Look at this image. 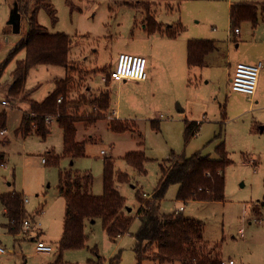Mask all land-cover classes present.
Wrapping results in <instances>:
<instances>
[{
	"label": "rangeland",
	"instance_id": "obj_1",
	"mask_svg": "<svg viewBox=\"0 0 264 264\" xmlns=\"http://www.w3.org/2000/svg\"><path fill=\"white\" fill-rule=\"evenodd\" d=\"M26 1L31 10L36 9L37 22L49 33H64L74 39L70 59L80 65L81 71L74 75L75 89L70 101H79V92L86 96L87 87L105 89L112 105L117 104L130 117L122 119L127 123V130L122 132L111 128L108 113L94 124L76 123V141L84 149L83 156L72 158L64 154L63 131L56 118L52 119L46 138L35 132L24 138L17 131L25 111L30 113L29 108L26 110L21 102H11L10 107L0 105V114L7 115L6 134L0 136V152L7 157L6 166H0V196L21 194L26 219L35 223L30 232L24 231L22 225L21 236L10 235L0 200V246L7 252L0 256V264H109L118 255L119 264H138L135 236L140 221L136 219L137 213L142 201L148 200L158 188L163 169L170 167L169 160L174 156L190 158L197 153L218 160L216 149L222 143L231 161L225 170L224 202H179L178 187L173 186L161 202L160 212L169 216L184 207L186 217L203 223L202 245L213 255L219 254L225 264L230 261L264 264V133H261L264 93L252 101L230 92L227 43L221 44V57L213 56L203 67L184 66L175 79L162 77L154 86L143 88L133 83L119 85L110 79L118 57L126 46L138 44L144 31L142 22L146 12L138 2L127 6L121 0ZM186 2L192 16L196 14L191 16L193 26L200 19L201 25L206 23L205 12L213 10L211 1ZM14 6L15 0H0V71L27 33L26 17L21 20L19 34L10 26ZM207 25L221 31L216 23ZM246 27L249 26L242 27L243 32ZM23 56L22 51L16 59ZM235 58L232 52L229 62L232 69L237 62ZM12 66L10 63L3 75L0 74V89L7 86ZM103 78H108L110 83L102 82ZM50 80L40 79L43 86L36 98L52 88ZM30 84L37 83L31 79ZM178 106L185 113H178ZM86 108L80 107V115L85 111L91 113ZM186 120L201 124L189 139L185 134ZM131 153L145 156L144 172L126 161ZM104 160L113 162L115 172L128 175L129 181L116 182V187L126 200V214L135 221L128 234L116 243L111 241L100 220L87 224L86 247L61 254L58 244L63 235L65 200L58 191L60 175L66 172L91 175L92 195L102 197ZM37 238L51 244L53 253H37ZM142 264L159 263L146 260Z\"/></svg>",
	"mask_w": 264,
	"mask_h": 264
},
{
	"label": "trees",
	"instance_id": "obj_2",
	"mask_svg": "<svg viewBox=\"0 0 264 264\" xmlns=\"http://www.w3.org/2000/svg\"><path fill=\"white\" fill-rule=\"evenodd\" d=\"M127 6L133 2L146 0H121ZM28 1L15 0L21 18H27V33L25 39L11 52L0 74L13 62L19 53L25 52V58L17 62L12 72L13 84L9 89V97L15 103L23 100L27 94L25 83L29 72L38 66L64 67L68 76L56 83L54 91L42 102L29 100L30 113L25 114L22 125L17 131L26 138L33 132L46 138L50 133L47 119L56 118L63 131L64 154L72 158L83 156V144L76 141V123L87 121L94 124L106 117L109 109V94L103 92L97 99L88 100L85 96L77 102L70 101L75 89L74 75L79 67L71 61L70 52L74 39L64 33L51 34L41 26L36 19V9H30ZM144 4V3H143ZM147 8V6L144 4ZM247 8L235 6L232 8V25L235 26L242 17V11ZM255 18V16H254ZM253 18V19H254ZM217 49L214 41L193 40L188 43V67H203L206 58ZM1 77V76H0ZM109 80V79H108ZM83 98V99H82ZM61 102L59 103V100ZM87 101V102H86ZM81 106H93L95 111H85L80 115ZM7 125L6 113L0 114V131H5ZM201 124L186 123V137L189 139L198 131ZM127 123L114 120L111 128L122 132L127 130ZM218 160H212L200 153L190 158L174 156L170 167L163 169V176L153 196L142 201V206L136 219L140 228L136 234L135 254L138 264L152 260L159 264H222L219 254L208 252L203 242V223L186 217L183 213L162 215L160 204L167 191L178 187L177 200L183 203H222L225 200V170L231 164L225 144L217 147ZM6 155L0 152V166L6 163ZM57 159V158H56ZM126 161L140 172L146 158L142 153H131ZM104 195H92V178L89 174L80 172L61 173L58 191L66 202L64 229L59 250L61 254L67 250H82L86 247L87 224L100 220L104 230L115 242L130 231L135 218L126 214V200L116 187V182L127 183L128 175L115 172L113 162L104 160ZM0 200L6 210L8 230L16 235L21 232V226L27 218L25 201L21 194L1 195ZM120 256L112 258L110 264H119Z\"/></svg>",
	"mask_w": 264,
	"mask_h": 264
},
{
	"label": "crops",
	"instance_id": "obj_3",
	"mask_svg": "<svg viewBox=\"0 0 264 264\" xmlns=\"http://www.w3.org/2000/svg\"><path fill=\"white\" fill-rule=\"evenodd\" d=\"M186 1L187 0H146L142 2L138 1V3L146 12L145 19L142 22V29L144 31L142 32V35L139 38L140 40L138 41V44L126 46L122 50L123 52L120 53V55L129 54V55L144 57L147 60L148 79L146 82H141V83L125 81L122 83L116 82L117 84L120 85V84L133 83V84H137L138 87L143 88L147 86H154L157 81H160L162 79V77L171 76V79H175L177 73L181 71V69H183L184 66L188 67V43L193 40L216 42L217 44L216 51H214L206 58L205 63L207 62V60L210 61L212 58H214L213 56L221 57L222 56L221 46L224 45L225 42L227 43L228 49L230 50L228 59L226 61L229 66L227 72L229 83L234 75L236 66L240 63H244L251 66H256L259 63H261L264 66V0H210L211 4L213 5V10H207V12H205V20L207 22L202 23L201 25V22H203V20L200 19L199 22H197V24H195L194 26L191 20H193L192 17L196 14L192 16L193 13L191 12V10H189L187 5L188 2ZM143 3L147 6V8L144 6ZM235 6H243L244 8L247 9L243 10L241 15L242 17H245V19L240 20L235 26H233L231 14H232V8ZM198 15H200V13H198ZM208 22L210 23L212 22L213 24L215 23L218 24L219 25L218 27H220L221 31H218L215 28L212 30L211 26L207 25ZM242 25L243 26L248 25L249 27H246V29H244L243 32ZM10 26L13 28L11 24ZM205 29L207 31H205ZM19 30L21 31V23ZM232 30L233 31L238 30L240 32V35L235 40L229 41V32ZM20 31L15 33L19 34ZM232 52L233 54L236 55L235 59L237 60L236 65L234 66L233 69H232V64L231 63L229 64ZM24 58H25V52H24V56L21 59L18 60L15 59L13 62H11L13 66L10 75L11 76L10 80L9 82L7 81V86L4 89H0V100H2L0 102V105L2 107H4L3 102L10 100L9 89L13 84L12 72L16 68L17 62L22 61ZM80 71H81V67H79V72ZM37 75H45L46 79H51L50 83H52V88L46 89L42 93L40 98H36L37 94L40 92L43 86V83L40 82V79H44L45 77L41 78ZM67 76H68V70L64 67L38 66L33 68L29 72L28 78L25 83V92L27 96L23 100H19L17 102H21L23 105L25 104L27 107L26 110H28V108L30 110L29 100H34V101L45 100L56 88L55 87L56 83L58 81L67 78ZM1 77H0V82H1ZM31 79H33L34 83L37 84H30ZM102 82L106 84L110 83L108 78H103ZM87 88H88L87 89L88 93H86V96L80 92L79 95L80 97L85 96V98L88 100V103L89 102L91 103V100L97 99L103 92H106L104 91L105 89L101 90L97 88L95 90L91 87H87ZM233 93L236 94V96L238 97H242L244 99L247 98L249 100V98L244 94L236 93V92ZM262 93H264V68L260 74L258 91L255 97H257L259 94L261 95ZM117 106H118L117 104L116 107L112 105L109 95V109L107 113H108V118L110 120L122 121L123 118L130 117L128 116V114L123 112L122 108L119 109V106L118 107ZM89 108L91 110L90 106H87L86 109ZM137 109H139V107H137ZM95 110L96 109L94 107V110H91L90 112ZM27 113L28 112L25 111V114ZM178 113H185V110L182 109L180 106H178ZM186 122H190V121L186 120ZM261 133H264L263 129L261 130ZM4 134H6V130L4 131ZM0 136H4V135L0 134ZM102 155H106V154L103 153L102 151ZM253 165H255V163ZM4 166H6V163ZM152 196L153 194L148 196L147 199H150ZM180 208H182V206ZM64 209L66 214V202ZM184 212H185V208L183 213ZM3 215L7 218L6 210L4 208H3ZM6 220L7 223L5 226L7 227L8 218ZM64 220H65V216L63 219V229H64ZM33 225H35L34 222ZM7 232L10 235H12V233H10L9 230H7ZM22 233L23 232L21 231L19 234H16L15 236H21ZM32 240L34 241V239ZM38 242H43L51 246V244H48L46 241L40 238H37V244Z\"/></svg>",
	"mask_w": 264,
	"mask_h": 264
},
{
	"label": "built area",
	"instance_id": "obj_4",
	"mask_svg": "<svg viewBox=\"0 0 264 264\" xmlns=\"http://www.w3.org/2000/svg\"><path fill=\"white\" fill-rule=\"evenodd\" d=\"M240 32L238 30L229 32V41H233L238 38ZM263 64L259 63L256 66L247 65L240 63L236 66L233 77L229 83V89L236 93H241L246 95L249 100L253 101L259 86L260 74L263 70ZM110 79L121 83L125 81L132 82H146L148 79L147 76V60L144 57L121 54L118 57L117 66L114 71H112ZM106 82V81H105ZM61 99L59 100V103ZM4 107L12 106L10 100L3 102ZM47 123H51V119H47ZM1 135H4V131L0 132ZM104 153V152H103ZM184 208L178 209L175 213H183ZM33 225V221L26 219L23 222V230L28 232ZM37 253L40 254H51L54 249L52 246L47 245L43 242H38ZM7 252L0 246V256L5 255ZM222 264H225L222 262ZM233 264V262H230Z\"/></svg>",
	"mask_w": 264,
	"mask_h": 264
},
{
	"label": "water",
	"instance_id": "obj_5",
	"mask_svg": "<svg viewBox=\"0 0 264 264\" xmlns=\"http://www.w3.org/2000/svg\"><path fill=\"white\" fill-rule=\"evenodd\" d=\"M20 23H21V16L18 13L17 5L14 6V9L11 13V21L10 24L13 26L15 32H19L20 30ZM264 130V127L262 128ZM261 129V130H262Z\"/></svg>",
	"mask_w": 264,
	"mask_h": 264
}]
</instances>
